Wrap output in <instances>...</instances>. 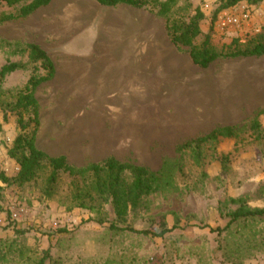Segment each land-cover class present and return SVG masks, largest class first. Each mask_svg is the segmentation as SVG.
I'll list each match as a JSON object with an SVG mask.
<instances>
[{
  "label": "rangeland",
  "instance_id": "rangeland-1",
  "mask_svg": "<svg viewBox=\"0 0 264 264\" xmlns=\"http://www.w3.org/2000/svg\"><path fill=\"white\" fill-rule=\"evenodd\" d=\"M33 1L9 6L0 0V17L17 15ZM251 1L239 5L262 10L264 0ZM219 7V0H189L179 2L168 16L157 9L138 10L145 57L157 54L160 67L157 75L145 74L141 90L128 92L136 99L98 98L102 93L90 97L87 83L83 90L78 78L73 83L63 74L35 91L38 149L50 157L65 156L77 169L112 157L159 174L161 189L127 222L149 231L148 236L110 230L116 222L111 205L105 207L104 224L93 212L75 208L70 199L74 178L67 173L60 174L51 197L46 194L48 166L34 182L19 186L12 181L20 166L11 150L21 128L9 103H15L31 77L46 74L41 62H30L27 46L37 44L58 67H68L70 60L89 61L100 41L95 42L97 26L102 35L106 31L104 22L98 23L106 8H96L92 0H51L27 17L0 24V72L8 63L26 66L0 78V175L9 179L0 178V264H264V219L229 225L226 217L241 204L264 208V99L247 95L243 101L232 90L242 70L264 68V55L221 57L202 69L193 63L189 48L174 46L166 34L168 18L184 22L200 9L205 18L196 45L211 29L218 50L234 39L245 44L256 36L241 39L218 31ZM223 127L234 128L236 136L207 145L197 164L184 145ZM33 129L32 124L28 132ZM163 231L168 232L153 236Z\"/></svg>",
  "mask_w": 264,
  "mask_h": 264
},
{
  "label": "trees",
  "instance_id": "trees-1",
  "mask_svg": "<svg viewBox=\"0 0 264 264\" xmlns=\"http://www.w3.org/2000/svg\"><path fill=\"white\" fill-rule=\"evenodd\" d=\"M9 6H15L20 0H6ZM105 7H116L124 4L137 9H157L159 14L168 16L172 8L179 2L189 0H95ZM243 0H219L220 7L216 13L223 10L232 9L242 3ZM252 0L251 3H257ZM51 0H34L26 7L22 8L17 15H4L0 17V24L27 17L36 12L41 7L48 6ZM204 13L197 9L193 16H189L187 21L178 22L168 18L166 24L167 35L176 47L189 48V55L193 63L202 68H208L214 61L221 57H260L264 55V30L255 37H251L245 44L238 39H234L230 45H224L222 50L214 47L212 42V29L204 36L202 43L196 45V40L203 36L201 22L204 20ZM244 44V45H243ZM30 62H41L42 69L46 72L40 77H31L24 89L16 94L15 103H9L11 111L16 112L21 133L16 139L15 146L11 150L13 158L17 159L20 166L19 173L12 180L15 184L23 186L36 181L40 176L44 166H48L50 173L46 179V194L51 197L57 189L61 173H67L74 178L71 190V203L75 208L89 210L99 216L97 222L104 224L106 220L104 210L107 205H111L116 216V222L110 225V230L119 232H131L139 235L151 234L146 230H137L127 225L131 214L137 213L144 207V200L150 195L159 191L161 178L158 173L149 169L121 163L115 158L91 165L88 169H77L68 163L65 156L50 157L36 145V136L40 125L39 102L35 96L37 87L52 80L55 76V66L48 54L37 44L27 46ZM26 66L18 63H8L1 72L0 78L3 80L6 75L25 70ZM1 100V99H0ZM264 115V111L261 115ZM25 115H29L25 121ZM34 129L29 131L30 125ZM0 124V130H1ZM253 129L258 130L259 124L254 123ZM236 132L232 127L215 129L208 135L196 140L187 142L184 148L188 149L197 164H201L202 152L207 145H215L222 139L234 138ZM226 160V159H225ZM224 162V160H223ZM3 182H8V178L0 175ZM1 195H0V212ZM229 225L241 221L263 220L264 208L251 209L245 204L234 212L228 213ZM166 232L153 236L162 237ZM40 264H45L41 261Z\"/></svg>",
  "mask_w": 264,
  "mask_h": 264
},
{
  "label": "crops",
  "instance_id": "crops-1",
  "mask_svg": "<svg viewBox=\"0 0 264 264\" xmlns=\"http://www.w3.org/2000/svg\"><path fill=\"white\" fill-rule=\"evenodd\" d=\"M92 2L96 8H106L104 11L107 14L105 17H101V22H98L100 25L104 22L106 31L103 35L100 32L102 28L98 29L97 26V30L96 27L91 29L92 31L96 30L94 33L98 39L95 42L100 37V41L96 43V46L94 45V56L89 61L88 59L67 61L70 65L66 68L62 66L63 69L54 64L55 78L59 74H63L70 78L73 83L78 78L83 90H85L84 86L87 83V90L93 93L90 97L102 93L98 98L115 101H124L128 98L136 99L137 95L134 93L128 95V92L136 93L138 89L141 90L145 74L157 75L156 67H160V59L157 54L150 60L145 57L147 56V52H145V29L142 16L138 20L137 12L139 9L124 4L111 8L102 7L94 0ZM95 36L93 37L95 38ZM172 58H174L173 55ZM243 62L247 64V61ZM242 72L244 73L239 79L234 81L232 90H238L244 96L245 100L243 99V101H247V95L264 99V68L242 70ZM182 79L183 91L186 92L187 75L185 72Z\"/></svg>",
  "mask_w": 264,
  "mask_h": 264
},
{
  "label": "built area",
  "instance_id": "built-area-1",
  "mask_svg": "<svg viewBox=\"0 0 264 264\" xmlns=\"http://www.w3.org/2000/svg\"><path fill=\"white\" fill-rule=\"evenodd\" d=\"M206 8H209L207 5ZM246 4L223 10L216 22V28L222 33H233L244 39L260 34L264 30V4L262 10Z\"/></svg>",
  "mask_w": 264,
  "mask_h": 264
}]
</instances>
